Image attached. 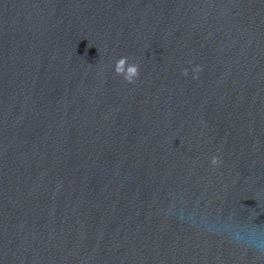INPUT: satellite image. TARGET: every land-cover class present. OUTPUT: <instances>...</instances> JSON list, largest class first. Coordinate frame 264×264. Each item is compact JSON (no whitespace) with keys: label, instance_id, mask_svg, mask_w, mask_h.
I'll list each match as a JSON object with an SVG mask.
<instances>
[{"label":"water","instance_id":"1","mask_svg":"<svg viewBox=\"0 0 264 264\" xmlns=\"http://www.w3.org/2000/svg\"><path fill=\"white\" fill-rule=\"evenodd\" d=\"M0 264H264V0H0Z\"/></svg>","mask_w":264,"mask_h":264},{"label":"clouds","instance_id":"2","mask_svg":"<svg viewBox=\"0 0 264 264\" xmlns=\"http://www.w3.org/2000/svg\"><path fill=\"white\" fill-rule=\"evenodd\" d=\"M125 66H127V71H124ZM194 71L196 72H200L202 71V68L197 67ZM115 72L118 75H123L125 80L128 83H134L135 79L139 76V68L138 65L136 64H132L129 65L128 64V58L127 57H123L120 58L115 65ZM187 70H185L184 75H187ZM212 165H218L220 163L219 157L214 156L211 160Z\"/></svg>","mask_w":264,"mask_h":264}]
</instances>
